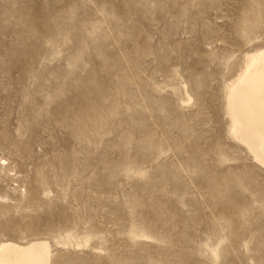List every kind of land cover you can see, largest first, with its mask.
Listing matches in <instances>:
<instances>
[{
  "label": "rangeland",
  "instance_id": "374dc122",
  "mask_svg": "<svg viewBox=\"0 0 264 264\" xmlns=\"http://www.w3.org/2000/svg\"><path fill=\"white\" fill-rule=\"evenodd\" d=\"M262 51L264 0H0V245L264 264V167L226 109Z\"/></svg>",
  "mask_w": 264,
  "mask_h": 264
},
{
  "label": "bare ground",
  "instance_id": "6f19581e",
  "mask_svg": "<svg viewBox=\"0 0 264 264\" xmlns=\"http://www.w3.org/2000/svg\"><path fill=\"white\" fill-rule=\"evenodd\" d=\"M250 59L246 70L226 87L228 128L233 140L264 167V51ZM51 258L44 241L0 245V264H50Z\"/></svg>",
  "mask_w": 264,
  "mask_h": 264
}]
</instances>
